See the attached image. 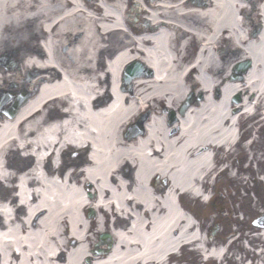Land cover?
<instances>
[{
  "label": "bare ground",
  "instance_id": "bare-ground-1",
  "mask_svg": "<svg viewBox=\"0 0 264 264\" xmlns=\"http://www.w3.org/2000/svg\"><path fill=\"white\" fill-rule=\"evenodd\" d=\"M127 1L0 0V53L23 55L22 69L35 72L27 88L39 85L13 117L0 115V264H163L183 242L223 255L178 199L206 202L220 153L236 157L239 119L264 102V1L255 39L237 0L188 10L162 0L137 30L127 24ZM223 33L252 60L244 78H227L224 63L235 59L218 51ZM193 41L200 47L189 59ZM135 61L153 76L120 83ZM197 82L203 100L181 113ZM144 113V131L128 133ZM85 145V162L63 170L65 148ZM87 206L100 212L95 219ZM94 222L115 240L107 252L90 242Z\"/></svg>",
  "mask_w": 264,
  "mask_h": 264
},
{
  "label": "rangeland",
  "instance_id": "rangeland-1",
  "mask_svg": "<svg viewBox=\"0 0 264 264\" xmlns=\"http://www.w3.org/2000/svg\"><path fill=\"white\" fill-rule=\"evenodd\" d=\"M135 26L142 27V24L137 23L135 24ZM1 55L2 54L0 53V57ZM9 55H14V54H9ZM21 58L22 57L20 56L19 59L22 60ZM232 58L235 59L236 55L232 54ZM19 59L18 62H20ZM29 71L30 74H32L33 76L34 72L32 70ZM27 73L29 72H26L25 74V70L20 68V70L15 71L13 74L9 76L7 73H5L7 78H5L4 80H10L11 82H16L19 80L18 78L19 75L22 78H25V75H27ZM0 84H3L1 81V77H0ZM260 142L257 143L258 145L256 146L258 148V149L256 148L257 156H260L262 153L264 154V151L261 150L260 148L261 146ZM252 148L254 147L248 146L245 148L242 147H238L236 149L234 148L237 155L235 162L241 168L244 167V173L241 174L240 179L238 180L236 179L233 181V179H230V175L232 174V171L229 172L230 175L227 174V171H223L221 173L222 175L219 174L217 176L215 186H213L211 189L210 187L208 188V193L213 195L212 201H210L207 204H202L199 201H197L196 203H193V201H189V200L185 201V205L192 212H194L196 218L198 219V224L201 234L204 237L207 235L208 238L207 243L209 247L211 246L223 247L230 240H233L237 237V240L232 242L228 251V253L229 252L232 253L231 258L228 259L227 254L223 258V260H227V264H244L246 262L247 264H250V262L246 261L249 258L252 261L251 264H257V262H262L264 264V252L262 249L263 246L255 245L253 243L254 240L252 239L249 240L248 236L250 234L246 233L247 231L241 232L242 229L246 230L247 229L246 227H256L255 220L259 219L260 216L263 215L260 214L263 213L260 212L262 211L261 209L263 208V205L260 208L261 203H260L259 194L260 196L262 195V197L264 198V181L259 180L257 176L258 174L260 175L261 173H264V165L262 164L261 166L258 165V167L254 169V172L248 171L246 169L248 168L246 167V165L250 162V158L254 157L256 159L255 154H252ZM262 149H264V147ZM231 159H229L230 163H231L230 161ZM225 161H227V159ZM247 178L249 179L247 180ZM251 178H254L255 182L258 180L259 183L255 184L254 182V185L252 186L249 182V180H252ZM256 186H260L262 188V190L259 191L258 196L255 193L250 192V188L253 187V191H254V189H256ZM219 208H224L226 212L223 211L218 213ZM93 219H95V216L93 217ZM95 224L96 223L94 222L91 225L92 229L89 232L91 234L90 242L92 245L98 241L99 234L100 232H102L101 230H97ZM213 227L215 228V233L211 235V229ZM105 229H107V227H105L104 230ZM243 235L245 236L246 239H243ZM253 246L254 247L260 246V250L262 251L260 255L253 250ZM180 252H181L180 260L175 257L178 261V264H187L188 262L201 264L202 258L201 255H199L197 249L189 250L186 247H183L180 250ZM205 264H215V261L210 260Z\"/></svg>",
  "mask_w": 264,
  "mask_h": 264
},
{
  "label": "flooded vegetation",
  "instance_id": "flooded-vegetation-1",
  "mask_svg": "<svg viewBox=\"0 0 264 264\" xmlns=\"http://www.w3.org/2000/svg\"><path fill=\"white\" fill-rule=\"evenodd\" d=\"M137 0H134V2H129L127 1V17L131 20H137L143 23L145 26L149 24V16H147V12L151 13L154 8H156V5L153 6L156 3H161L162 0H142L146 4L147 7L140 8L137 7L139 3H136ZM239 3V6L237 7V12H238V17L241 19L244 29L246 31V34L250 38H257L259 34L261 33L263 29V18H262V11H261V6L264 0H237ZM137 5H136V4ZM211 0H170L171 5H178V4H183V8L185 10L192 9V8H206L211 4ZM140 6V5H139ZM153 6V7H152ZM147 9V10H146ZM180 33V31L177 32V35ZM234 42L225 39L223 41H219V49L218 51L224 49V50H232V54L241 55L242 49L238 48L235 49L236 47L233 45ZM198 49V42L193 41L191 45L188 48L187 54L188 58L192 59L194 58L196 51ZM241 58H238L235 60L230 66H228L227 69V78L230 77L231 69L236 64L239 62ZM13 78V77H12ZM22 79V78H21ZM3 84H0V100L2 99L3 95L5 94H10V93H16V92H21V91H31L34 89L33 86L27 88V85L22 82V80H18L16 82H19L20 85H18L16 82H11L10 80H1ZM243 94V93H242ZM241 95V94H240ZM242 97V95L240 96ZM263 105H260L259 107V112H261V107ZM260 124L256 127L258 129L259 133L257 134L258 136V143L260 142L261 150L264 147V132H261V128H259ZM258 145V144H257ZM256 145V146H257ZM258 149V148H257ZM247 230L242 229V232L249 231V232H255L256 234H260L262 231V227H246ZM264 238V235H263ZM258 243L263 246V252H264V242H259Z\"/></svg>",
  "mask_w": 264,
  "mask_h": 264
},
{
  "label": "water",
  "instance_id": "water-1",
  "mask_svg": "<svg viewBox=\"0 0 264 264\" xmlns=\"http://www.w3.org/2000/svg\"><path fill=\"white\" fill-rule=\"evenodd\" d=\"M139 69H140L139 64H137V63L133 64L129 69H127V74H126L127 78L126 79H129L132 76L136 75L138 73Z\"/></svg>",
  "mask_w": 264,
  "mask_h": 264
}]
</instances>
